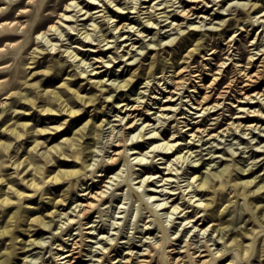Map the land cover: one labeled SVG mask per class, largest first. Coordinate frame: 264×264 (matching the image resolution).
<instances>
[{"label":"rangeland","instance_id":"rangeland-1","mask_svg":"<svg viewBox=\"0 0 264 264\" xmlns=\"http://www.w3.org/2000/svg\"><path fill=\"white\" fill-rule=\"evenodd\" d=\"M13 1L14 3H16L21 0H13ZM132 1L133 0H115L114 4L117 3L115 8L118 6L125 7V5L132 6L134 5V2ZM138 1L140 3L142 0H138ZM146 1L148 2L143 3V5L145 6L151 4L152 2L149 0ZM161 1L162 0H156L155 3ZM168 1H169L168 3L172 2L175 4L173 6L168 7L172 9L173 8L182 9L187 4V1L184 0H168ZM46 2L47 0H45L43 4L45 5ZM55 2H56L55 0L51 1L50 3L51 6L46 11V13H48V15H51L52 18L58 19L57 15L62 10H64L67 0L63 1L59 6H56ZM252 2H258L259 5L264 6V0L220 1L218 4H215L213 7L211 6L210 11L208 12H205L204 10L201 11V14L208 16L207 18L202 19L201 17H197V18L185 19L183 26L180 29H178L177 27L173 28L174 25L169 22L171 19L172 21L174 20V22L175 21L182 22L183 20V19H177L176 16H173V14H175L176 11H174V13L172 11L171 14L172 16L168 19L169 21L168 20L161 21L160 24H158V26L160 27L161 25H165V27L162 26L159 30L153 29L152 31H146L145 34H148V32L150 33L145 38H142L140 36L139 38L138 35H134L128 41H124V44H127L128 42L130 43L133 40L139 39L135 43L136 46L133 47L134 51L132 50L129 53H125L126 57L119 56L116 62H112L111 65H115L113 68L107 70L108 66H104L98 69L99 71H103L101 77H98V79L104 78L107 80L108 78H110L107 81L106 85H102L101 87L93 86V84L89 82L87 79H84L82 77L78 78V82L75 85H73L74 87H78L81 84H84L86 85L87 89L82 91V93H87L88 95H92L96 93L98 95V99H96L94 104L88 106V111H89L88 114L86 116L79 117V119L77 120L78 122L77 124L79 126L88 119H91L95 129L94 133L89 135V138L87 139L86 142V145H90L89 148L86 149L85 151V155H88L85 156V159L87 160V164L90 165L87 166L86 168V171L88 172L86 179L91 178V176L95 172L100 171V173H102L101 169L104 167L106 159L107 160L109 159L111 153L110 151L113 150V147L111 146L113 144L110 143H112L113 140L117 138L116 132L118 135L119 134L118 130L121 129V127L123 126V124H121L117 120L118 118L117 114L120 113L119 108H117V106L120 103H121L120 105H122L125 102L135 103L134 99H137V97L141 96V100L142 101L144 100V102H142L144 106L146 105L147 101L148 103L151 102L148 105V107L150 108L149 112L152 113L143 114L142 116L140 115L139 117L142 118L138 122H142L144 119H146L147 115L150 116L149 117L150 122L154 123L152 125L153 127L159 126L162 124L163 121L164 122L166 121V119L164 120L163 118L158 119V115H157L158 112L153 113L157 111L158 109L157 107L160 105V103H155L152 105L153 102H160L161 97H163L165 94H168V91L170 89L172 90L174 89L172 84L165 83L164 82L165 79H161V77L165 74L169 75L173 73V71H169V70L172 69L174 70L176 68L179 69L182 66H184L185 59L183 57L187 55L188 51H190L194 46H200V48L195 52V60L192 66L198 69V71L196 72L197 74L199 73L202 74V76L204 77L203 82L205 83L204 88H202L201 92L198 93L199 100H203V97L205 95L210 94L211 100L208 102V104L214 103L219 98L218 92L223 88H225L224 85L228 81V80L221 81L222 83L220 84V86L219 85L217 86L219 91H216V89H213V87L209 85L213 74L217 75L219 74V72L227 69L225 73L231 76L232 78L234 76H237L236 74L237 69L234 63H237L239 67H246V65H248V62L251 60L252 57L251 55H254L256 58L261 55V53L264 51L262 50L264 49V16H262L258 21H255L254 23H252L251 20H254L260 17L261 15H263L264 11L257 12L255 10V12H251L249 8L251 5L250 3ZM14 3L13 4L10 3L9 0H0V8L3 9L2 11L12 10L14 8ZM85 3H87V1H85L84 4ZM99 3L100 5L103 6L93 7L92 11L103 9L105 6L108 5L107 3L105 4L104 0L99 1ZM207 3L210 5L214 4L213 1L210 2L208 1ZM165 4L166 3H163L160 6H164ZM246 4L248 5L244 7V5ZM44 5L40 6V12L43 9ZM15 9L17 11L18 7ZM129 9L131 8H128L127 10ZM107 10L108 13L106 14L109 15L108 17L103 16V17H98L99 19L97 18V22L99 23V25L100 26L102 25L101 26L102 31L101 30L98 32L97 30L94 31L95 35L97 34L100 35L102 32H106L108 33V35H111V33L114 31L110 29L113 28V26L111 25H114L115 22L107 23L106 19H108L111 15H115V14L117 15L119 13H117L111 7L108 8ZM159 11L161 12L162 10L159 9ZM216 11L223 13V15L215 17ZM40 12L39 10H37L36 13L39 14ZM104 12L106 11L97 12L95 13L96 14L95 16ZM130 14H129L130 16L135 15L132 24H135L139 28H141L144 25L141 23L142 19L148 18L147 17L148 13L142 14L141 12H137ZM195 16L196 15L192 17ZM83 17L84 16H81L79 18L82 19ZM88 17L89 15L86 16L85 19L78 21L80 26L78 25V22L63 21V23L65 25H69V24L78 25L79 28L85 26L86 28H92L93 26L90 23H92L93 21L91 19H88ZM30 18H32L30 15H23L19 17V19L23 21L25 24H28L31 21ZM164 18L165 17H162L161 19ZM39 20L40 18H38L37 16L35 21H32V23H37ZM49 23L50 21H46L45 27ZM229 23L232 24L228 25ZM197 25L198 27L195 28ZM18 30L22 31V28L20 27L18 28ZM66 30L67 29H64V33L66 35L68 33V35L67 36L65 35V37H63L64 40L61 41V39L59 40L56 39V41H58V43L60 44L66 43L61 48L65 49L68 45L70 46V48H73L74 45H80L78 42H76L78 41L77 40L79 38L78 36H80V34H75L79 32L78 29L72 30L74 32H72L71 34H69V32H67ZM40 31L41 29L36 30L35 26L32 27L30 35L27 38L29 42L26 43L23 42L25 39L24 36H19L15 40H5L2 44H0V47L5 46L6 48H9L7 46L8 43L14 42L16 44L14 48L11 49L10 52L12 57L6 62H1L0 67H3L2 69H6V70L11 69V71H14L16 68H19L23 71V73L20 76H16L13 78L16 83L15 87L10 89L8 93H3L0 96V99L8 98L7 99L8 102L12 101L11 106H13V108L17 107L20 104V101L18 100L19 99L18 95L16 94L10 95L11 92L21 91L23 93L26 92L27 94L32 95V94H36L38 90L44 89L43 91L45 92V95L48 96L49 93L48 92L46 93L47 90L63 89V87H60V84L63 82L65 78L71 75L70 73L72 72L77 73L81 71L83 72V70H85V67L92 65L95 61L94 56L96 55L91 54L92 49L95 48V46L92 44L80 45L84 49H90L87 51L88 54L87 56H89L90 59H86V60L87 61L90 60L91 63H87V64L86 62H81V61L77 62V60L76 61L71 60L68 56H66V53L63 51L47 53V50H44V53H40L41 51H43L41 50L42 47L40 46L39 48H37L38 39H35L38 32ZM219 31L220 32L224 31V32L220 34ZM115 32L118 35L121 34V31L119 30L118 31L115 30ZM129 34L127 32V35ZM132 35L133 33H131V35L129 36L131 37ZM112 36L113 35L110 36V39H115L112 38ZM232 39L233 41H231ZM33 40H35L36 43H34ZM257 41L260 42L259 45L255 44ZM95 42L98 41L97 40L93 41V43ZM200 42H202V44H199ZM110 44L115 45L116 43L111 42ZM123 48H125V50L122 51L121 53H124L126 50H128L129 47L123 46ZM33 50H35V52H32ZM214 51L216 52L214 53ZM33 55H38L37 59L42 58L41 60L42 61L44 60L45 62H42L40 66H38V62L36 63L31 62L33 61L32 59ZM97 55H103L105 60H109L112 56L117 55V48H112L111 51L105 50L104 53H97ZM17 57L19 58L17 59ZM263 57L264 54L261 55L260 58H257L255 60V64L257 65V67H260V65L263 64V62L261 61ZM233 59H234V63H232ZM97 64L99 63H95L94 66H97ZM151 64H156V65L159 64L162 66L161 67L162 69L161 68L157 69L156 70L157 72L155 71L154 75L152 76H149L148 73L143 74L144 71L148 70ZM205 64H207V67L210 70L206 69ZM171 65H173V67ZM92 67L93 66H90L89 68ZM34 72L35 74H33ZM187 73L188 71L186 72V74ZM187 76L189 77L190 74H187ZM9 77H12L11 74L10 75L5 74L1 76L0 79L9 78ZM131 78H133V81H131L128 86L123 88H118L117 90H112L110 92V95H108L110 96L109 98L107 94H104L103 93L104 91L101 90L102 88H108V86L115 87L118 83H121L124 79H131ZM195 78L199 79L197 77ZM240 79L242 78L239 77V80ZM32 83H37L36 84L37 86L36 87L31 86L30 84ZM159 84L160 86L162 85V87H164L165 90L159 88ZM194 84H196L195 81ZM195 88H196L195 86L188 85L185 89L180 91L182 93H178L176 94V97H174V99H177L182 95L181 98H179L176 101L177 104L175 103L177 110L175 112L172 111L168 114V116H171L173 114L174 115L172 116V118H169V120L166 121V124H169V122L171 123L170 126L168 127L169 131L177 130L178 128V132L176 133V136L182 135L181 129L183 128L185 130L186 128H184L185 122L179 123L177 119L173 120L175 116H177L180 120H185L186 118L182 117V115L183 116L185 115V116H189L190 119H193L195 121H198L200 118L203 117V116H199V118L198 117L193 118V116L195 117L201 114L200 112L197 113L196 108H193L195 107V104L197 105V103L195 104L193 103V101L194 102L196 101V96L194 91ZM263 88H264V80L263 82L260 83L258 87H255L256 90H263ZM187 89L189 90L187 91ZM164 91L167 92L164 93ZM67 94L68 91L65 90L63 95H67ZM240 95H241L240 92L233 90L229 98L222 100L223 103L221 106L225 104H227V106L224 109L220 110V112H211V114L209 115L208 113L210 110L207 109L205 113L208 116V121L206 125H201V128L211 125L212 122H216L218 119L214 117H220L219 119H221L223 115H225L226 118L223 119L220 126L213 131L217 133L219 130L228 126V124L231 121H234L236 119V116L241 115L242 113L240 112L239 108L234 109V111H230L229 107L232 104L235 105L239 102L236 100V96H240ZM154 96L158 98H154ZM121 99H123V101L117 103ZM114 101H116L117 104ZM253 101H258V99H254ZM208 104H206V106ZM248 106H251V104L246 105V107ZM18 107L19 110L21 111H26V112L29 111V108L27 107H20V106ZM76 107H81V104H77ZM255 107L257 108L260 107V104H256ZM183 110H186L187 113H178L179 111H183ZM31 111L33 113L30 114L29 120L31 121V124L33 126L39 127L40 126L39 123L42 122L45 115L40 112V107L33 108ZM120 114L123 115L124 113H120ZM191 114L193 115L191 116ZM59 118H60L59 121L50 122V119H46V121L48 122L49 125H58L61 121L65 120V118L71 119V117L69 116L67 117L65 115L60 116ZM260 118L261 117L253 118L254 120L252 119L251 121H244V123L258 122ZM20 120L23 121L26 120V118L21 117ZM101 121L103 122V127L102 128L97 127V125ZM237 122L238 121H236V123ZM115 123L117 126L115 125ZM177 123H178V127H177ZM259 124L264 125V120L262 119L261 121H259ZM163 128L164 126L160 129ZM191 132L192 131H189V133ZM71 135L72 132L61 131L53 138V140H49V145L55 144L63 137L71 136ZM52 136L53 135H51L49 139H52ZM169 136L170 135H168V137ZM186 136L189 137V135ZM138 137H139L138 134L134 136V138L130 136L129 142L132 143L133 141H140L139 140L140 138ZM208 137L209 136L206 135L205 137L202 138L201 141H198L196 139L195 141L193 139L192 143L195 142L194 147L192 149L194 153H192V155L190 156H188L189 153H187L186 158L176 161L177 164L176 162L173 163V166L175 167L176 165V167L178 168L177 172L174 170L176 173H178V177L176 176L174 177L176 181H173L172 184H168L166 190H169L171 188L170 187L171 185L178 187L177 185L178 182L181 183V188H176L174 190V192H176L175 194L168 193V194L160 195L161 193H157L156 194L157 198L159 199L168 198L169 200L168 205L172 203L176 204L178 202L184 203L183 202L184 199H180L179 197L183 194V192H181L183 189L187 188L186 190L187 192H185V194L195 189V187L189 188L187 186L188 182L191 180L189 178L193 175V173L199 175L208 174L210 173L211 170L213 171L215 169H220L226 164L229 165V169L231 171V175L234 178V180L242 181L243 179L246 178L257 177V180L261 179L260 181L261 183L264 182V140H263L264 126L263 128H259V129L256 128L253 130L251 129L232 130L230 133L225 131V134L223 132V134L221 135L219 134L218 136H214L212 138L210 137L208 138ZM150 141L151 140H147L142 148L137 147L136 150L142 149V152L144 153L150 150L151 147H148L150 145ZM181 142L185 143L186 140H182ZM32 144L33 143L30 141L18 143L15 149L16 151H14L13 154L14 155L16 154V156H20L22 152H24L26 146L30 147ZM187 149L188 147L183 150V154ZM132 151L134 150L133 149L129 150L131 154L130 159L125 157L121 158L119 165L114 169L113 172L109 174L112 175L114 178L109 177L110 183L109 182L106 183V185L109 186L104 187L109 191L108 197L104 202H102L99 209H97L94 212L91 218L92 221L90 222L89 225L96 226L94 229H89L91 230L92 233L90 235L92 236L96 235V237L89 238L90 239L89 244H93V249L96 247H101L102 244L103 246L106 247H110L112 244L113 245L118 244L117 245L118 251H113V252H114V256H116L117 252L119 253V256L115 258L116 260H119L122 257L121 254L125 255L129 250L132 249L134 251L138 250L140 254L141 252L143 253L145 251V247L147 248L149 246L150 241H154V242L155 240L156 242L157 240L160 241L163 235H165L168 237V245H170V243L172 242H176L177 244L173 246H178V249L181 250L186 248L185 245L188 242V240L190 241L191 238V241H194L195 245H197L198 248L201 247L200 249H203L204 248L202 246L203 243L208 240L211 245L213 244L212 247L215 249V251H217L223 247V244L222 243L219 244L218 242H216L215 238L218 239V237H216L218 236V232H214L212 229L214 228V225H216L219 222V219L212 220V218L210 217V212L212 210L211 207H217L221 203H223V205L220 207V209L226 206L227 208L220 216H223L224 220L231 221L229 228H234L236 230H239L245 227H251L253 225L255 227L260 228V220L258 219V217L252 216V213L255 212L258 215L262 214L261 210L264 206V190L255 193L253 191H247L246 193L242 194L240 191L238 192V190L234 189L235 188L234 182H231L227 185L225 189L219 190V189L211 188L209 190H206V193L204 195L199 194L194 198L196 199L202 197V198L212 199L216 197L217 200L214 201L213 205L206 210L196 209L197 213H195L196 211L193 213L195 206L190 205L189 202L182 204V208L189 205L186 208V210L188 209L190 212H192V219L194 218V221L190 222L188 225L193 224V222H197L196 224L200 226L203 225L201 224V222L204 221L202 218L206 215L208 217H206L205 219L206 222L204 226L210 224L209 229L205 233L199 231L200 226L193 231H189V229L186 230L185 226L180 225V223L183 222V216H182L183 213L174 214L172 217H170V215L168 216L167 210L169 211V209L167 208L160 209V207H157V202L159 201H155L153 200V198H149L150 191L147 190L149 189L148 186H146V188L145 186H143L140 189H138L139 185L142 183L139 181L142 179V176L147 173H144L145 168L142 167V165L137 162V159L134 158L138 153L132 154ZM155 154L156 152L154 153L153 151L152 152L150 151L148 155L144 156L143 161L146 164H149L148 166L150 169L155 168L154 170H157L158 168H160L163 170L164 167L166 166V163H164V161L168 159L169 156H166L165 158H161L164 157V155L153 156ZM171 157L173 158L174 155H171ZM156 165H158V168ZM64 166L81 167L82 163L78 165H74L73 162H70ZM242 167L247 169L246 173H249L250 176L242 175L243 173ZM14 170L15 169L11 168L10 170L4 171L5 178H7V180L10 183H12L16 188L20 189L21 191L31 193L32 191L29 188H26L23 184H21L22 181L21 179L16 177V173L15 172L12 173ZM164 170L166 171V169ZM162 174L163 173L161 172L157 173L158 179L161 178V176L158 175H162ZM100 177L101 176H97L95 177V179H99ZM117 177H119L121 181L120 188H118V185L112 184L115 183L114 179H116ZM162 182L163 181L154 182L156 183V185H159L155 189H158V191H160V189L163 188V186H161ZM89 183H91V181H89ZM254 184L255 182L252 184V186ZM156 185L153 186L155 187ZM86 186L87 184L82 185V181H77V179L74 180L72 179L70 180V182L66 183L62 187H56V188L52 187L49 193L37 197L38 203L37 202L28 203V207H35L33 209L34 211H30V212L25 211L27 210L25 206H17V205L11 206L7 210H5L6 209L5 207H3L2 210H0V229L9 228L16 230V234H19V237L18 238L11 237L12 232L0 236V259L6 257L5 264H13V263L56 264L54 263L55 262L54 255L56 254L55 252L58 251V248L56 247L58 246V243H60L61 241L63 242V239H67V235H65V233L67 232L68 227L70 225L69 221H67L68 220L67 218L72 213L70 212L72 211V208L75 207L76 204L81 201V200L79 201L77 200L75 202V200L79 197V195L83 193L82 189L85 188ZM256 188L257 186L252 187V189H256ZM219 191L225 192L226 196L223 199H221V195H219ZM64 193L66 197H68V200L65 201L64 204L59 205V211L61 212L66 211L68 212V215H65V213H63L62 216L56 215L55 217H53V212L58 208L53 205V200L57 201L61 199L62 195L64 196ZM193 194H194L193 192L187 194V198H190ZM169 195L171 196L167 197ZM257 205H259V208L256 207ZM29 215L30 218H28ZM37 215L46 216V220L48 221H50L53 217L54 223L51 222L52 227L50 226L51 227L50 228L46 226H41L37 222H33L32 218ZM173 218L175 220H172ZM262 219L264 220V217ZM102 226L105 231H102L103 230L101 229ZM145 226L147 227L152 226L154 227V230L152 234L147 233L145 240L143 241L141 240V238L143 237L144 233H142L141 231L143 228H145ZM74 227L75 229H73V233L74 236H76L78 233H80L79 224L74 225ZM27 228L30 229L36 228V230L39 231L37 234L34 235H32L34 231H31L29 235H27L28 232ZM62 230L64 231L61 232ZM145 231L146 229H144V232ZM195 232H197V234H195ZM61 237L63 239H61ZM101 237H105V238L102 239ZM259 237H261L260 242H262L264 239V230L262 231ZM32 239H36L42 243L41 244L32 243L26 246L25 248H22L24 241L30 243ZM100 239L102 240L98 242ZM129 239H131V242L135 240L138 246L129 249L128 247L130 245V243H128ZM111 240L114 242H112ZM220 241L223 240L221 239ZM253 241H254L253 239H249V238L245 240V242L247 243H251V242L254 243L253 245L256 247L254 253L252 250L250 254L248 253V255L241 257L238 254L240 250L231 249L233 252L232 253L229 252L225 257H228V255L231 253V257L229 258L235 259V264H259L260 262L264 264L263 258L261 260H258L256 256L257 247L259 245V239L258 240L255 239V242ZM65 244L66 243H64V245ZM88 248L90 249L91 245H88ZM97 251H102V250L98 249ZM4 253H6V255H3ZM87 253H88L87 255H84V259L87 264H92V261H88L90 257L93 256V259H96L101 256V254L93 255L90 254L89 252ZM226 259H227L226 261H228V258ZM112 260L113 259H111V261ZM164 260H165L164 264H169L168 259L166 260L164 258ZM222 262L223 261L219 260L216 264H221ZM114 264H119V263H114Z\"/></svg>","mask_w":264,"mask_h":264},{"label":"bare ground","instance_id":"bare-ground-1","mask_svg":"<svg viewBox=\"0 0 264 264\" xmlns=\"http://www.w3.org/2000/svg\"><path fill=\"white\" fill-rule=\"evenodd\" d=\"M51 1L54 0H47V2L44 5L43 3L45 2V0H27V1L21 0L16 3H14V1L12 0L11 3L12 4L14 3V8L12 10L0 11V44H2L5 40H15L19 36H24L25 39L23 42L25 43L29 42L27 38L30 35L32 27L35 26L36 30L41 29V31L38 32L35 38L38 39L37 48H39L40 46L42 47L41 50L43 51H41L40 53H44V50H47V53L63 51L66 53V56H68L71 60L73 61L77 60V62L78 61L86 62L87 64V63H91L90 60L89 61L86 60V59H90V57L87 56L88 55L87 51L90 49H84L80 45L92 44L95 46V48L92 49L91 54L96 55L94 56L95 61L92 65H89L88 67L84 66L85 70H83V72L81 71L77 73L76 72L70 73L71 75L65 78L63 82L60 84V87H63V89L47 90L46 93L47 92L49 93L48 96L45 95V92L43 91L44 89L38 90L36 94H32V95L27 94L26 92L23 93L21 91L11 92L10 95L12 94L18 95L19 98L18 100L20 101V104L18 106L29 108L28 112L19 110L18 106L13 108V106H11L12 101L8 102L7 100L8 98L0 99V119H1L0 120V210H2L3 207L6 208L5 210H7L11 206L17 205V206H25L27 208V210L25 211L28 212L34 211L33 209L35 207H28V203L30 202L38 203L37 197L49 193L52 187L53 188L62 187L66 183L70 182V180L77 179V181H82V185L87 184V186L82 189L83 193L80 194L79 197L75 200V202L77 200L78 201L81 200V201L78 202L76 206L72 208V211H70L72 213L67 218L68 219L67 221H69L70 223L69 225L70 228L68 227L67 232L66 233L64 232L65 235H67V239H63L61 237V239H63V242L61 241L60 243H58V246L56 247L58 248V251L55 252L56 254L54 255V261H55L54 263L56 264H61V263L87 264L84 259V255L88 254L87 252L93 255L101 254L99 258L93 259V256L89 258L88 261H92V264H114V263L164 264L165 262L164 258L166 260L167 259L169 260V264H216L219 260L223 261L221 264H235V259L229 258L231 257V253L233 252L232 250H240L238 254L241 257L248 255V253L250 254L252 250L254 253L256 248L253 245L254 243L245 242V240L248 238L253 239L254 240L253 242H255V239L256 240L259 239V245L257 247L256 256L258 260H261L262 258L264 260V239L262 242H260L261 237H259L262 231L264 230V220L262 219L264 217V206L262 208L263 211L261 210L262 213L261 215H258L255 212L252 213V216L258 217V219L260 220V228L255 227L253 225L251 227H245L236 230L234 228H229L231 224L230 220H224V217L220 216L221 214H223L227 206L220 209V207L223 205V203H221L217 207H211L214 201L217 200L216 197L212 199H207L202 197L194 199L199 194L204 195L206 193V190H209L211 188L219 189V190L225 189L227 185L231 182H234L235 185L234 189L238 190V192L240 191L242 194L246 193L247 191H253L255 193L264 190V182L261 183L260 182L261 179L257 180V177L246 178L243 179L242 181L234 180V178L231 175V171L229 169L228 164L221 167L220 169H215L213 171L211 170L210 173L208 174L199 175L193 173V175L189 178L191 180L188 182L187 186L189 188L195 187V189H193V191H189L187 194L191 192H193L194 194L191 197L189 196L190 198H187V194H185V192H187L186 191L187 188H185L181 191L183 192V194L179 197L180 199H184L183 201L184 203L189 202L190 205L195 206L193 213L195 211H196L195 213H197L198 209L206 210L211 207L212 210L210 212V217L212 218V220L219 219V222L216 225H214V228L212 229L214 232H218V236H216L218 237V239L215 238L216 242H218L219 244L221 243L223 244V247L220 248L219 250L215 251V249L212 247L213 244L211 245L208 240L203 243L202 246L204 248L200 249L201 247L198 248V246L195 245V242L191 241V238L190 241L188 240V242L186 243L185 245L186 248L181 250L178 249V246H173L177 244L176 242H172L170 243V245H168V237L163 235L160 241L157 240L156 242L155 240V242L154 241H150V243L148 242L149 246L147 248L145 247V251L143 253L141 252V254L138 252V250L134 251L132 249V247L138 246L136 241L134 240L131 242V239H129L128 243H130V245L128 247L129 249L132 250H129L125 255L121 254L122 255L121 259L116 260L115 258L119 256V253L117 252L116 256H114L113 251H118V246H117L118 244L117 245L112 244L110 247L103 246L102 244L101 247H96L94 249H93V244H89L90 241L89 238L96 237V235L95 236L90 235L92 233L91 230H89V229H94L96 226L89 224L92 221L91 218L94 212L97 209H99L102 202H104L108 197L109 191L104 187L107 186L106 185L107 182L110 183L109 177H113L112 175L109 174L113 172L114 169L119 165L121 158L125 157L130 159L131 157V154L129 152L130 149L134 150L132 151V154L138 153L134 158L137 159V162L146 169V170L144 169L145 171L144 173H147L143 175L142 179L139 181L142 183L139 185L138 189H140L143 186H145V188L146 186H148L149 189L147 190L150 191L149 198H153V200L159 201L157 202V207H160V209H164V208L169 209V211L167 210L168 212L167 214L168 216L170 215V217H172L174 214L183 213L182 215L183 222L180 223V225L185 226L186 230L189 229V231H193L196 228H198L200 225L196 224L197 222H193V224L188 225L190 222L194 221V218L192 219V212H190L188 209L186 210V208L189 205L185 206L184 208H182V204L184 203H179V202L176 204L172 203L168 205L169 203L168 198L159 199L156 196L157 193H161L160 195L168 194V193L175 194L176 192H174V190L176 188H181V183L178 182L177 184L178 187L171 185L170 186L171 188L169 190H166L168 184H172L173 181H176L174 177L175 176L178 177V173H176L178 171V168L176 167V165L174 167L173 163H175L180 159L186 158L187 153H189L188 156L194 153L192 150L195 144V142L192 143L193 139L201 141L202 138L205 137L206 135L212 138L214 136H218L219 134L220 135L223 134V132L225 134V131L230 133L232 130H240V129L253 130L256 128L258 129L263 128L264 125L259 124V121H261L262 119L264 120V96H263L264 88L263 90H256L255 87H258L260 83L263 82L264 80V57L261 60L263 64H261L260 67H257V65L255 64V60L257 58H260L261 55L264 54V51L257 58L254 55H251L252 56L251 60L248 62V65H246V67H239L237 63H234V59H233L232 63H234V65L236 66L237 76L231 78V76L225 73L227 69L219 72V74L217 75L213 74L209 85L212 86L213 89H216V91H219L217 86L218 85L220 86V84L222 83L221 81H226V80L228 81L224 85L225 88H223L218 92L219 98L214 103L208 104V102L211 100L210 94L205 95L203 97V100H199L198 93H200L201 89L204 88L205 83L203 82L204 77L202 76V74L201 73L197 74L196 72L198 71V69L192 66L195 60V52L200 48V46H194L190 51H188L187 55L183 57L185 59L184 66H182L179 69L176 68L174 70L173 69L169 70V71H173V73L169 75L165 74L161 77V79H165L164 81L165 83L172 84L174 89L173 90L170 89L168 91V94H165L163 97H161L160 102L152 103V105L155 103H160V105L157 107L158 108L157 111L153 113L158 112L157 114L158 119L163 118L164 120L166 119V121H168L169 118H172V116L174 115L173 114L171 116H168V114L172 111L175 112L177 110L176 101L179 98H181L182 95L177 99H174V97H176V94L182 93L180 91L185 89L188 85H191L196 87L194 89L196 101L195 102L193 101V103L194 104L197 103V105L195 104V107L193 108L197 109V113L199 112L201 113L195 117L193 116V118H197V117L199 118V116H203V117L200 118L198 121H195L193 119H190L189 116L182 115V117L186 118L185 120H180L177 116H175L173 120L177 119L179 123L185 122L184 128H186L185 130L183 128L181 129L182 135L176 136V133L178 132V128L177 130L169 131L168 127L171 124L170 122L169 124H166V121L165 122L163 121L164 123L162 122L161 125L153 127L152 125L154 123L150 122L149 115H147L146 119H144L142 122H138L142 118L139 117L140 115L142 116L143 114L152 113L149 112L150 108L148 107V105L151 102L148 103L147 101L146 105L144 106L142 103L144 102V100L142 101L141 96H139L137 97V99H134L135 103L125 102L122 105H120L121 104L120 102L123 101V99H121L120 101L117 102L120 103L117 106V108H119L120 113H124V114L122 115L117 112L118 113L117 120L121 124H123V126L121 127V129L118 130L119 132L118 135L116 132L117 138H115L113 142L110 143L113 144L111 145L113 147V150L110 151L111 153L109 159L108 160L106 159L104 167L102 169L100 168L102 173H100V171L95 172L94 174L92 173L93 175L91 176V178L86 179V176L88 175L86 168L87 166H90L87 164V160L85 159V156H88L85 155V151L90 146V145H86V142L87 139L89 138V135L94 133L95 129L91 119H88L79 126L77 124L78 123L77 120L79 119V117L86 116L88 114L89 112L88 106L94 104L96 99H98V95L96 93L92 95H88L87 93H82V91L87 89L86 85L84 84H81L78 87H74L73 85H75L78 82V78L82 77L84 79H87L89 82L93 84V86L101 87L102 85H106L107 81L110 78H108L107 80L104 78L98 79V77H101L103 73V71H99L98 69L104 66H108L107 70L113 68L115 65H111L112 62H116L119 56L126 57L125 53L131 52L133 50V47L136 46L135 45L136 41L139 39L133 40L130 43L128 42L127 44H124V41H128L134 35H138V37L140 36L142 38H145L150 33L148 32V34H145L146 31H152L153 29L159 30L162 26L165 27V25H161L160 27L158 26V24H160L161 21L168 20L172 16L171 15L172 11L173 13L174 11H176V13L173 14V16H176L177 19H183L182 22L179 21L174 22V20L172 21V19L170 21L168 20L171 24L174 25L173 28L177 27L178 29H180L183 26L185 19H191L197 17H201L202 19L207 18L208 16L201 14V11L204 10L205 12H208L210 11L211 6L213 7L215 4H218L220 1H224V0H184L187 1V4L182 9L168 8L170 6L175 5L172 2L168 3L169 2L168 0L166 1L162 0L161 2H157V3H155L156 0H149L152 2L147 6L143 5V3L148 2L146 0H142L140 3L138 0H133L132 2H134V5L132 6L125 5V7L118 6L116 8L115 6L117 5V3L114 4L115 0H104L105 4L107 3L108 5L105 6L103 9H99L95 11H92V8L103 6L100 5L99 3V1L102 0H69V1L67 0L64 10H62L57 15L58 19H54L52 18L51 15H48V13H46V11L51 6L50 5ZM55 1H56L55 5L59 6L63 1L66 0H55ZM85 1H87V3L84 4ZM208 1L209 2L213 1L214 4L213 5L208 4L207 3ZM163 3L166 4L164 6H160ZM250 4H251L250 8L249 7L248 8L251 12H255V10L257 12L264 11V6L259 5L258 2H252ZM41 5L44 6L40 12ZM247 5L248 4L244 5V7ZM17 7L18 9L16 11L15 8ZM110 7L113 10H115L117 13H119L117 15L116 14L111 15L108 19L104 17L107 20V23L115 22L114 25H111L113 26V28L111 27L112 29H110L112 31L114 30L111 33V35H113L112 38L115 39H110L111 35H108V33L106 32H102L100 35L98 34L95 35L94 33V31L96 30L97 32L100 30L102 31V27H101L102 25L101 26L99 25V23L97 22V18L103 16L108 17L109 15L106 13H108L107 9ZM128 8L131 9L127 10ZM159 9H161L162 11L160 12ZM37 10H39L40 12L39 14L36 13ZM101 11L102 12L106 11V12L101 14L98 13L99 15L95 16L96 15L95 13ZM137 12H141L142 14L148 13L147 16L148 18L142 19L141 21V23L144 24L141 28H139L135 24H132L135 15L130 16L131 15L130 13H137ZM23 15H30L32 17L30 18L31 21L28 24H25L23 21L19 19V17ZM88 15H89L88 19H91L93 21L92 23H90L93 27L86 28V26L84 25L85 27L79 28L78 21L85 19L86 16ZM194 15L196 16L192 17ZM221 15H223V13L219 11L215 12V17ZM37 16L38 18H40V20L37 23H32V21H35ZM81 16L84 17L80 19L79 17ZM262 16H264V13L260 17L251 20L252 23L258 21ZM162 17L165 18L161 19ZM46 21H50V23L45 27ZM63 21L78 22V25H74V24L65 25ZM231 24L232 23H229L228 25ZM20 27L22 28V31L18 30V28ZM197 27L198 25L195 28ZM64 29H67L66 31L69 32V34L74 32L72 30L78 29L79 32L75 34H80V36H78L79 38L77 37L78 41H76L80 45H74L73 48H70V46L68 45L67 47L65 46L66 47L65 49H62L61 47L64 46L66 43L60 44L58 43V41H56V39L58 40L61 39V41L64 40L63 37H65L66 35L64 33ZM115 30L121 31V34L118 35L115 32ZM127 32L128 34L130 32L129 35H131V33H133V35L130 37L129 35H127ZM223 32L224 31L220 32V34ZM95 40H97L98 42L93 43V41ZM33 41L34 43H36L35 40ZM231 41H233V39ZM111 42L112 43L115 42L116 44L112 45L110 44ZM259 43L260 42L257 41L255 44L259 45ZM199 44H202V42H200ZM15 45L16 44L13 42L7 44L9 48H6L5 46L0 47V63L8 61L12 57L10 52ZM123 46L129 48L124 53H121L122 51L125 50ZM112 48H117V55L112 56L109 60H105L103 55H97V53H104L105 50L111 51ZM32 52H35V50H33ZM215 52L216 51H214V53ZM37 57L38 55H33L32 56L33 61L31 62H35V63L38 62V66H40L42 62L45 61L44 60L42 61L41 60L42 58L37 59ZM18 58L19 57H17V59ZM95 63H99V64H97V66H94ZM90 66L93 67L89 68ZM171 66L173 67V65ZM161 67L162 66L159 64L158 65L151 64L148 70L144 71L143 74L148 73L149 76H152L154 75L155 71L157 69H160ZM205 67L207 70H210L207 67V64H205ZM0 68H1L0 77L5 74H9V75L11 74L12 76L9 78L0 79V96H1L3 93H8L10 89L15 87L16 83L13 78L16 76H20L23 73V71L19 68H16L14 71H11V69L10 70L2 69L3 67ZM187 71H188L187 74H190L189 77L186 74ZM33 74H35V72ZM193 76L199 79H196ZM239 77H241L242 79L239 80ZM131 81H133V78L124 79L121 83H118L115 87H111V86L109 87L107 85L108 88H102L101 90L104 91L103 93L107 94L108 96L110 95V92L112 90H117L118 88L126 87L129 85ZM194 81L196 84H194ZM36 84L37 83H32L30 85L36 87L37 86ZM160 84H159V88L165 90V88L162 87V85L160 86ZM65 90L68 91L67 95H63ZM188 90L189 89H187V91ZM233 90L240 92L241 95L236 96V100L239 102L235 105L232 104L229 107V110L234 111V109L239 108L242 114L237 115L234 121H231L228 124V126L219 130L217 133L213 131L216 130L222 123V120L226 118V116L223 115L224 113L222 114L223 117L221 119H219L220 117H214L218 119L216 122H212L211 125L201 128V125H206L208 121V116L206 115L205 111L209 109L210 110L208 113L209 115L211 114V112H220V110L224 109L227 106V104L221 106L223 103L222 100L229 98ZM166 92L167 91H164V93ZM109 97L110 96H108V98ZM154 98H158V97L154 96ZM254 99H258V101H253ZM114 102L116 103V101ZM77 104H81V107H76ZM206 104L208 105L206 106ZM248 104H251V106L246 107V105ZM256 104H260V107L258 108L255 107ZM37 107H40V112L45 115L42 122L39 123L40 125L39 127L33 126L31 124V121L29 120L30 114L33 113L31 110ZM178 113H187V111L183 110V111H179ZM63 115L67 117L69 116L71 117V119L65 118V120L61 121L58 125H49L48 122L46 121V119H50V122L59 121L60 120L59 117ZM192 115L193 114H191V116ZM21 117H25L26 120L23 121L20 120ZM257 117H261L258 120V122L244 123V121H251L253 118H257ZM236 121L238 122L236 123ZM163 126L164 128L160 129ZM97 127L102 128L103 122L101 121L97 125ZM177 127H178V123H177ZM61 131L72 132V135L63 137L57 143L49 145V140H53V138ZM189 131L192 132L189 133ZM137 134L139 136L138 138H140L139 139L140 141H133L132 143H130L129 142L130 136L134 138V136H136ZM51 135H53L52 139H49ZM168 135L170 136L168 137ZM186 135H189V137H187ZM181 139L186 140V142L185 143L181 142L182 141ZM147 140H151L150 145L148 146L151 147L150 150L146 151L145 153L142 152V149L136 150L137 147L142 148ZM27 141H30L33 144L30 147L26 146L24 152H22L20 156H16V154L14 155L13 152L16 151L15 149L17 144ZM187 147L188 149L183 154V150ZM150 151L151 152L153 151L154 153L156 152V154L153 156L164 155V157L161 158H165L166 156H169L168 159L164 161V163H166V166L164 167L166 171L164 169L162 170L158 168V165H156L158 168L157 170H154L155 168L150 169L148 166L149 164H146L143 161L144 156L148 155ZM171 155H174V157L172 158ZM70 162H73L74 165H78L82 163V166L81 167L64 166ZM11 168L15 169L12 173L14 172L16 173V177L21 179L22 181L21 184H23L26 188H29L32 191L31 193L21 191L20 189L16 188L12 183H10L7 180V178H5L4 171L10 170ZM242 170H243L242 173L243 176L249 175V173H246L247 170L246 168L242 167ZM159 172L163 173L162 175H158L161 176L160 179H158L157 177V173ZM97 176H101V177L99 179H95V177ZM114 180L115 183L112 184L118 185V188H120L121 181L119 177H117ZM89 181H91V183H89ZM159 181H163L161 183V186H163V188L160 189V191H158V189H155L159 185H156V183H154ZM254 182L255 184L253 186L255 187L257 186L256 189H252L253 187L252 184ZM153 185L156 186L154 187ZM219 195H221V199H223L226 196L225 192L223 191H219ZM170 196L171 195L167 197ZM67 200L68 197H66L65 193L64 196L62 195L61 199L57 201L53 200V205L58 207L53 212V217H55L56 215L62 216L63 213H65V215H68V212L66 211L65 212L59 211V205L64 204L65 201ZM256 207L259 208V205H257ZM53 217L51 219L52 221L51 220L48 221L46 220V216L37 215L32 218V221L37 222L41 226L52 227L51 222H53L54 219ZM206 217L208 216L206 215L202 218L204 221L201 222V224L203 225L199 227V231L202 233H205L210 226V224L204 226L206 222L205 221ZM28 218H30V215ZM172 220L175 219L173 218ZM76 224H79L80 233L74 236L73 229H75L74 225ZM101 229H103L102 231H105L103 226L101 227ZM144 229H146L145 232ZM153 230L154 227L145 226V228H143L141 231L142 233H144L141 240L144 241L147 233L152 234ZM27 231H28L27 235H29L31 231H34L32 234L34 235L37 234L39 230H36V228H32V229L27 228ZM63 231L64 230H62L61 232ZM10 232H12L11 237L13 238L19 237V234H16V230L9 228L0 229V236L4 234H8ZM195 234H197V232H195ZM101 238L104 239L105 237H101ZM102 239H100L98 242H100ZM221 239L223 241H220ZM32 243L41 244L42 242L36 239H32L30 243L24 241L22 248H25L26 246ZM64 243L66 244L64 245ZM88 245H91L90 249L88 248ZM98 249H101L102 251H97ZM229 252L231 253L228 255V257H225ZM3 255H6V253H4ZM226 258H228V261H226L227 260ZM111 259L113 260L111 261ZM5 262H6V257L0 259V264H5ZM259 264H262V262H260Z\"/></svg>","mask_w":264,"mask_h":264},{"label":"clouds","instance_id":"clouds-1","mask_svg":"<svg viewBox=\"0 0 264 264\" xmlns=\"http://www.w3.org/2000/svg\"><path fill=\"white\" fill-rule=\"evenodd\" d=\"M9 2L11 3L12 2V0H9ZM3 9H0V11H2Z\"/></svg>","mask_w":264,"mask_h":264}]
</instances>
